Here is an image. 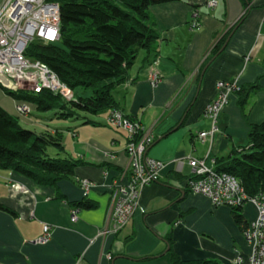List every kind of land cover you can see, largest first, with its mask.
Returning <instances> with one entry per match:
<instances>
[{
	"label": "crops",
	"instance_id": "0c3cea01",
	"mask_svg": "<svg viewBox=\"0 0 264 264\" xmlns=\"http://www.w3.org/2000/svg\"><path fill=\"white\" fill-rule=\"evenodd\" d=\"M207 1L150 5L148 14L158 33L153 52L140 50L127 79L114 89L123 114L154 137L147 155L165 163L160 180L141 190L139 208L116 233L109 221L110 186L127 177L124 132L106 124L107 111L86 118L94 123L68 120L61 126L47 120L55 116L37 111L19 116L15 100L0 84V106L5 111L17 116L26 129L59 130L64 151L82 162L74 176L57 187L0 169V203L10 210L0 209V264H171L170 248L181 259L202 264H233L237 253L249 255L232 210L186 189L191 175L188 164L182 173L173 169L174 160L187 156L208 164L229 157L248 144L251 125L264 121V0H215L213 8ZM193 19L200 22L197 30L191 28ZM223 37L225 42L213 55ZM155 56L161 80L151 85ZM220 80L236 84L239 91L230 94L219 113L211 141L202 142L198 133L211 127L204 108L215 98ZM239 88L247 91L242 94ZM52 149L48 152H58ZM81 180L91 183L88 193ZM15 184L23 189H12ZM84 196L96 207L70 204ZM72 209H76L74 221ZM242 214L247 223L254 220V206L246 203ZM44 224L51 226V238L35 243Z\"/></svg>",
	"mask_w": 264,
	"mask_h": 264
},
{
	"label": "trees",
	"instance_id": "16d2710c",
	"mask_svg": "<svg viewBox=\"0 0 264 264\" xmlns=\"http://www.w3.org/2000/svg\"><path fill=\"white\" fill-rule=\"evenodd\" d=\"M53 1L60 8L59 42H34L27 46L25 54L47 65L71 90L90 91V94H77L76 102H68L46 89L39 92L4 91L14 100L32 104L34 111L53 110L54 116L61 119L78 118L81 112L97 115L119 109L114 89L127 79L128 69L138 52L145 50L148 55L152 54L158 39L148 7L172 0ZM225 40L223 37L218 41L213 55ZM246 91V88L240 89L242 94ZM244 101L243 97L241 106ZM84 123L94 121L85 119ZM247 146V150L237 148L227 158H216L214 168L237 178L249 197L261 196L264 201V121L251 125ZM48 147H55L58 152L51 154ZM81 163L64 151L61 132L26 129L17 116L0 106V169L16 172L38 185L57 187L60 181L71 179L74 169ZM70 204L80 209L96 207V203L86 196L80 202ZM242 208L236 206L231 210L235 223L243 231L247 222ZM0 209L10 211L1 203ZM170 262L202 264L181 259L171 248Z\"/></svg>",
	"mask_w": 264,
	"mask_h": 264
},
{
	"label": "built area",
	"instance_id": "2783aa9c",
	"mask_svg": "<svg viewBox=\"0 0 264 264\" xmlns=\"http://www.w3.org/2000/svg\"><path fill=\"white\" fill-rule=\"evenodd\" d=\"M213 8L215 0L206 3ZM60 8L53 0H0V84L3 90L18 91L23 87L34 92L50 90L59 94L68 102H76L77 95L44 63L26 56L28 45L57 43L60 40ZM191 28H200V22L193 19ZM159 58L151 62L150 84L156 85L161 80L156 65ZM238 90L234 83L217 81L216 95L204 108V116L211 121L209 130L198 133L201 141H211L216 130L219 113L228 104L231 93ZM16 111L26 116L34 111L32 104L18 101ZM105 122L110 127L121 130L126 135L125 152L128 160L126 179L115 180L110 186L112 210L110 223L113 233L123 229L131 220L133 213L139 208L141 190L161 178L165 163L147 155L148 147L154 137L143 129L140 122L126 117L120 110H109ZM75 136V132L72 133ZM188 164L191 175L186 179V189L192 193L208 198L214 206H244L252 202L257 208L253 221L247 223L242 231L251 248L249 255L244 257L237 253L233 264H264V201L261 196L249 197L241 183L226 172H218L214 162L208 164L204 159L187 156L185 159L174 160V172L182 173L184 164ZM80 186L85 193L91 186L87 180H81ZM14 190H22L19 184L11 185ZM71 220L76 219V209L71 211ZM52 228L43 225L42 234L35 243L44 244L51 238Z\"/></svg>",
	"mask_w": 264,
	"mask_h": 264
},
{
	"label": "rangeland",
	"instance_id": "374dc122",
	"mask_svg": "<svg viewBox=\"0 0 264 264\" xmlns=\"http://www.w3.org/2000/svg\"><path fill=\"white\" fill-rule=\"evenodd\" d=\"M157 56H155L154 58H156ZM158 58V57H157ZM151 66V65H150ZM151 67H153V66H151ZM23 90H28V89H26V88H22ZM237 91V90H236ZM75 93H76V95L77 94H81V95H89L90 94V91H86V92H83L82 90H79V89H77V90H75ZM78 96V95H77ZM17 100H15V109H16V105H17ZM118 110H120V109H118ZM121 111V110H120ZM17 112V111H16ZM34 112V111H33ZM33 112H32V114H33ZM108 112L109 111H107V114H106V112H102V113H100V114H97V115H93V114H90V113H83V112H81L79 115H80V117H78V118H76V117H69V118H67V119H61V118H54L53 116L55 115L54 114V111L53 110H48V111H45L44 112V116H46V117H53V118H47V120L49 121V122H51V123H53L52 125H54V124H56L57 126H61V125H63V123L65 122V121H67L68 122V120H70V121H73V122H75V121H79V120H83V119H86L87 117L88 118H92V119H95V116H96V118L97 117H99V116H103V115H105L106 114V116L108 115ZM122 112V111H121ZM123 113V112H122ZM17 114L19 115V116H26V115H24V114H22V113H18L17 112ZM54 122H57V123H54ZM86 124V123H85ZM74 127V126H73ZM73 127L70 129V130H75V129H73ZM112 130H116L115 128H111ZM46 131H48V132H50V133H55L56 131H58V132H60L59 130H57V129H52V130H46ZM120 131V130H119ZM72 133L73 132H71V135H72ZM125 134V133H124ZM73 136V135H72ZM249 146V145H248ZM247 146V144L243 147L244 149H243V151L244 150H247L246 149V147H248ZM50 149V151L51 150H53L52 149V147H48V150ZM240 182V181H239ZM241 183V182H240ZM242 185V184H241ZM243 187V186H242ZM244 189V188H243ZM245 191V190H244ZM247 194V193H246ZM248 204H251V205H253L254 206V208H255V212H256V215H257V208H256V206H255V204L254 203H252V202H249ZM250 206V205H249ZM226 207H228V206H226ZM252 207V206H251ZM229 208V207H228ZM231 209V208H230ZM256 218V217H255ZM253 221V220H252ZM249 223V222H248ZM244 237V236H243ZM245 239V238H244ZM246 241V240H245ZM247 243V242H246ZM248 245V244H247ZM250 245H248V247H249ZM249 249L251 250V248L249 247Z\"/></svg>",
	"mask_w": 264,
	"mask_h": 264
}]
</instances>
